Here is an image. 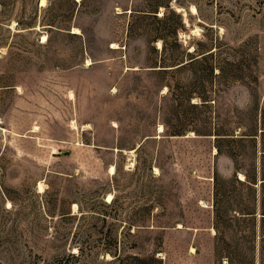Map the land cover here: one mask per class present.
Here are the masks:
<instances>
[{
  "label": "rangeland",
  "instance_id": "rangeland-1",
  "mask_svg": "<svg viewBox=\"0 0 264 264\" xmlns=\"http://www.w3.org/2000/svg\"><path fill=\"white\" fill-rule=\"evenodd\" d=\"M40 3L0 0V264H264V0Z\"/></svg>",
  "mask_w": 264,
  "mask_h": 264
},
{
  "label": "trees",
  "instance_id": "trees-1",
  "mask_svg": "<svg viewBox=\"0 0 264 264\" xmlns=\"http://www.w3.org/2000/svg\"><path fill=\"white\" fill-rule=\"evenodd\" d=\"M143 11H147V12H155V11H152V10H149L147 8V10H143ZM264 128V127H263ZM216 142L219 141V137H216ZM216 148L218 150H221V146L219 144L216 143ZM228 152V151H227ZM260 179H261V182L260 184H263L264 183V165L263 163H260ZM256 168V167H255ZM244 179L243 181L244 182H248V183H257V179H256V175L255 177L252 179L248 174L247 172H244ZM260 212L261 214H264V198L261 197L260 199ZM264 221V217H261V222ZM115 255V254H114ZM69 256L71 257H78V254H75L74 253H69ZM63 261L62 258L58 259L57 262L55 264H60L61 262ZM53 264V263H52ZM62 264V263H61ZM120 264H148L147 260L143 259V258H140L138 256H135V255H127V257L124 259V260H121V263Z\"/></svg>",
  "mask_w": 264,
  "mask_h": 264
},
{
  "label": "bare ground",
  "instance_id": "bare-ground-1",
  "mask_svg": "<svg viewBox=\"0 0 264 264\" xmlns=\"http://www.w3.org/2000/svg\"><path fill=\"white\" fill-rule=\"evenodd\" d=\"M44 1L45 0H41V5L44 3ZM193 10L192 11H194L195 12V10H194V8H192ZM74 29H76V28H74ZM76 32H77V29L75 30ZM159 43V42H158ZM159 46V45H158ZM163 130V128H162V126L161 125H159L158 126V131H162ZM111 170H113V166L111 167ZM242 178V177H241ZM39 187L41 188V186H40V184H39ZM111 200V195H108L107 196V201H110Z\"/></svg>",
  "mask_w": 264,
  "mask_h": 264
}]
</instances>
